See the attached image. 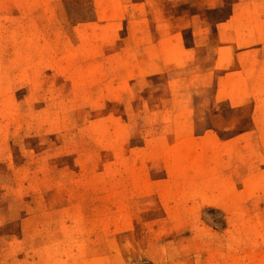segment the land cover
<instances>
[{
	"label": "rangeland",
	"instance_id": "obj_1",
	"mask_svg": "<svg viewBox=\"0 0 264 264\" xmlns=\"http://www.w3.org/2000/svg\"><path fill=\"white\" fill-rule=\"evenodd\" d=\"M0 264H264V0H0Z\"/></svg>",
	"mask_w": 264,
	"mask_h": 264
}]
</instances>
